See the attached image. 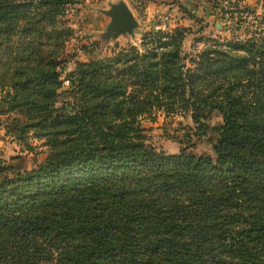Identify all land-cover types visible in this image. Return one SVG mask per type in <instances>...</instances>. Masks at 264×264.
Returning <instances> with one entry per match:
<instances>
[{"label": "trees", "instance_id": "1", "mask_svg": "<svg viewBox=\"0 0 264 264\" xmlns=\"http://www.w3.org/2000/svg\"><path fill=\"white\" fill-rule=\"evenodd\" d=\"M82 2L0 0V115L47 148L30 171L0 161V264H264V16L192 57L177 28L77 63L66 111ZM161 110L203 134L221 114L215 160L148 145L140 118Z\"/></svg>", "mask_w": 264, "mask_h": 264}, {"label": "rangeland", "instance_id": "2", "mask_svg": "<svg viewBox=\"0 0 264 264\" xmlns=\"http://www.w3.org/2000/svg\"><path fill=\"white\" fill-rule=\"evenodd\" d=\"M120 1L128 3L141 22L134 39L128 35L113 38L106 34L112 19L105 12ZM154 1L157 5L152 9L146 6L145 0H83L68 9L64 21L74 34L66 45L68 62L61 69L63 100L57 105L59 108L71 111L74 100L67 94L74 90L71 79L77 80V63L107 59L131 46L141 48L145 33L177 28L186 29L182 48L192 57L204 50L209 40H230L235 33L252 30L255 18L264 16V0H194L186 2L188 7L183 4L184 0ZM9 123L8 116L0 115V161L12 165L15 171L35 169L47 156L44 140L30 134L25 142H18L13 134L7 133ZM140 124L145 129L147 144L160 152L179 154L188 147V152L198 157L216 158L214 146L219 137L218 129L223 124L218 112L208 122L205 134L194 123L191 112L168 114L161 110L141 117ZM17 156L19 160L11 159Z\"/></svg>", "mask_w": 264, "mask_h": 264}, {"label": "water", "instance_id": "3", "mask_svg": "<svg viewBox=\"0 0 264 264\" xmlns=\"http://www.w3.org/2000/svg\"><path fill=\"white\" fill-rule=\"evenodd\" d=\"M105 13L112 19L107 36L116 38L120 35H128L134 39L140 24L125 1L112 4Z\"/></svg>", "mask_w": 264, "mask_h": 264}, {"label": "crops", "instance_id": "4", "mask_svg": "<svg viewBox=\"0 0 264 264\" xmlns=\"http://www.w3.org/2000/svg\"><path fill=\"white\" fill-rule=\"evenodd\" d=\"M132 1V0H131ZM194 0H184V2H183V4L186 6V7H188L187 6V4H186V2H193ZM145 3H146V6L147 7H149V8H154V6L155 5H157L156 3V1H154L153 2V0H145ZM128 4V3H127ZM148 4V5H147ZM129 5V4H128ZM171 7L173 6V5H170ZM139 24H140V27H139V29H141V22L139 21Z\"/></svg>", "mask_w": 264, "mask_h": 264}]
</instances>
